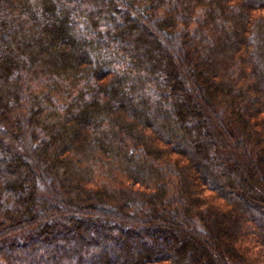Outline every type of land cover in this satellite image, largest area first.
Instances as JSON below:
<instances>
[{"label": "trees", "instance_id": "trees-1", "mask_svg": "<svg viewBox=\"0 0 264 264\" xmlns=\"http://www.w3.org/2000/svg\"><path fill=\"white\" fill-rule=\"evenodd\" d=\"M245 242L264 0H0V264H257Z\"/></svg>", "mask_w": 264, "mask_h": 264}, {"label": "rangeland", "instance_id": "rangeland-1", "mask_svg": "<svg viewBox=\"0 0 264 264\" xmlns=\"http://www.w3.org/2000/svg\"><path fill=\"white\" fill-rule=\"evenodd\" d=\"M242 247L246 250L248 257L254 259L257 264H264V250L261 246L252 242H245Z\"/></svg>", "mask_w": 264, "mask_h": 264}]
</instances>
